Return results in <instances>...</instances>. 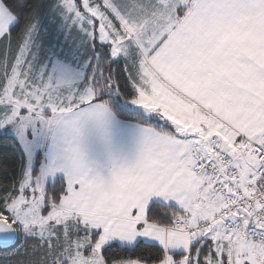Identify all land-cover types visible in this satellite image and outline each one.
I'll use <instances>...</instances> for the list:
<instances>
[{
	"label": "snow or ice",
	"instance_id": "obj_1",
	"mask_svg": "<svg viewBox=\"0 0 264 264\" xmlns=\"http://www.w3.org/2000/svg\"><path fill=\"white\" fill-rule=\"evenodd\" d=\"M0 138V264H264V0H0Z\"/></svg>",
	"mask_w": 264,
	"mask_h": 264
},
{
	"label": "trees",
	"instance_id": "obj_2",
	"mask_svg": "<svg viewBox=\"0 0 264 264\" xmlns=\"http://www.w3.org/2000/svg\"><path fill=\"white\" fill-rule=\"evenodd\" d=\"M17 153V149L12 145L8 138H0V156H3L5 154L11 156ZM3 177V173H0V178ZM123 255V253H121ZM131 254V253H129ZM0 255H3L2 252H0Z\"/></svg>",
	"mask_w": 264,
	"mask_h": 264
}]
</instances>
